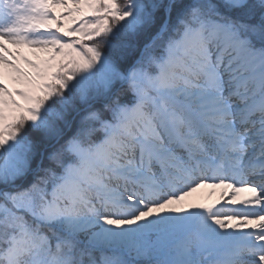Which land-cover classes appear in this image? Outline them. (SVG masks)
Here are the masks:
<instances>
[{
	"label": "snow or ice",
	"instance_id": "snow-or-ice-1",
	"mask_svg": "<svg viewBox=\"0 0 264 264\" xmlns=\"http://www.w3.org/2000/svg\"><path fill=\"white\" fill-rule=\"evenodd\" d=\"M0 264H264V0H0Z\"/></svg>",
	"mask_w": 264,
	"mask_h": 264
},
{
	"label": "bare ground",
	"instance_id": "bare-ground-1",
	"mask_svg": "<svg viewBox=\"0 0 264 264\" xmlns=\"http://www.w3.org/2000/svg\"><path fill=\"white\" fill-rule=\"evenodd\" d=\"M211 191V189H201L199 192L194 193L191 197H189V200L194 203H203V202H209L208 193ZM211 199H215V197H212Z\"/></svg>",
	"mask_w": 264,
	"mask_h": 264
}]
</instances>
